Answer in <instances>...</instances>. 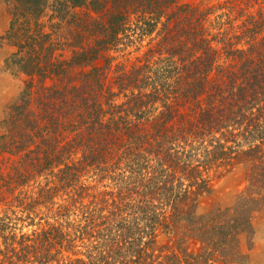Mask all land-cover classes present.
Masks as SVG:
<instances>
[{
    "label": "trees",
    "instance_id": "trees-1",
    "mask_svg": "<svg viewBox=\"0 0 264 264\" xmlns=\"http://www.w3.org/2000/svg\"><path fill=\"white\" fill-rule=\"evenodd\" d=\"M7 3L0 264L241 256L264 215V0Z\"/></svg>",
    "mask_w": 264,
    "mask_h": 264
},
{
    "label": "rangeland",
    "instance_id": "rangeland-1",
    "mask_svg": "<svg viewBox=\"0 0 264 264\" xmlns=\"http://www.w3.org/2000/svg\"><path fill=\"white\" fill-rule=\"evenodd\" d=\"M9 19L7 0H0V135L3 133L1 124L6 114V106L17 96L21 87V80L13 77L9 72L4 70V61L12 52V48L3 40L8 28ZM137 53L132 54V57L137 55ZM243 185L244 176L240 169H236L220 178H216L213 181L214 193L212 200L218 202L220 205H227L231 201L233 195L237 193ZM4 208L5 207H2V209ZM10 211H14L15 213L12 214ZM10 211H7L8 216L14 219L13 222L16 223V227L21 229L22 232L29 233L37 228L35 225H30L31 220L24 219L25 215L21 212V209L13 207ZM2 215L1 213L0 216ZM37 223L44 226L43 220H38V218H36L32 224ZM159 240L165 243L162 237H160ZM241 251L242 255L235 258L232 262L218 264H264V215L259 216L253 221L252 236L251 238H243Z\"/></svg>",
    "mask_w": 264,
    "mask_h": 264
}]
</instances>
